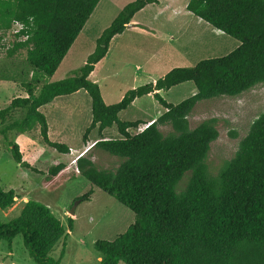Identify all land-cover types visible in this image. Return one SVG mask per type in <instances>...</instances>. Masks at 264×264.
<instances>
[{
  "label": "trees",
  "instance_id": "1",
  "mask_svg": "<svg viewBox=\"0 0 264 264\" xmlns=\"http://www.w3.org/2000/svg\"><path fill=\"white\" fill-rule=\"evenodd\" d=\"M12 2V20L20 24L17 37L26 40L9 50L14 55L27 50L33 70L53 76L69 53L101 0H2ZM160 0H135L126 5L97 39L94 52L73 76L56 83L27 84V97H18L0 110V121H9L24 111L21 122L8 125L1 134L10 144L13 159L23 168L38 170L23 160L20 146L8 132L20 134L39 124L44 142L60 154L70 153L64 144L52 142L49 125L40 109L56 98L84 90L92 102V123L84 136L98 128L116 127L120 138L102 137L93 147L122 158L116 171L100 170L88 156H81L77 169L94 188L102 190L130 209L135 222L113 241H97L99 264H264V113L253 123L235 157L216 176L206 163L211 145L219 138L216 120L191 129L188 117L203 100L236 97L264 83V0H190L187 9L214 29L239 41L224 57L205 59L193 67H178L154 83L130 90L116 104L107 105L100 85L90 79L96 65L108 54L112 39L131 25L134 16ZM192 82L197 93L174 105L161 92ZM152 95L166 112L143 131L133 134L144 122L122 121L120 113L137 99ZM174 132L163 134L160 125ZM66 168L59 164L52 177ZM185 188L177 191L186 173ZM94 193L78 198L89 201ZM18 195L0 184V211L12 208ZM73 219L69 218L72 229ZM68 234L64 224L45 205L29 201L20 216L0 221V242L9 247L17 236L36 264H60L51 256L57 243Z\"/></svg>",
  "mask_w": 264,
  "mask_h": 264
},
{
  "label": "rangeland",
  "instance_id": "2",
  "mask_svg": "<svg viewBox=\"0 0 264 264\" xmlns=\"http://www.w3.org/2000/svg\"><path fill=\"white\" fill-rule=\"evenodd\" d=\"M133 1L135 0H117L109 7L102 0L57 72L50 77L29 66L26 49H19L14 55H9V50L15 43L26 40V37H17L22 28L20 24H12L9 30L5 29L6 23L12 20L11 12L14 8L11 7L12 2L0 0V110L7 108L15 98L27 97V84L36 86L38 93L42 85L73 76L94 52L97 39L122 9ZM150 18L151 12L146 11L139 15L138 20L146 23ZM166 30L174 33V36H186L187 40L183 39L180 44L189 42L193 53L188 62L176 63L166 59L167 53L161 55L162 63L159 70L154 72L160 78L178 67H193L205 59L224 57L240 45L239 41L210 25L197 28L196 34L191 29L190 39L184 32L187 30L181 32V27L170 26ZM120 41L122 45L111 49L110 63L98 77L107 105L119 103L130 90L151 83L149 80L137 82L135 75L140 67L153 68V63L148 59L154 53L156 43L130 32L125 33ZM193 90H197L195 85L188 82L161 92V96L167 102L177 105L192 97ZM52 104L44 106L41 111L47 118L50 140L72 147L78 152L63 155L47 145L41 136L39 124L23 134L10 131L9 140L20 146L23 160L38 171L23 168L13 159L10 144L1 131L14 122L23 121L25 112L16 111L9 121H0V184L3 190H15L18 195L12 208L0 211V221L10 222L20 216L27 202H39L48 207L64 224L68 234L57 243L51 256L60 261V264H99L102 257L96 251L95 243L115 240L134 224L135 215L113 197L94 188L80 175L75 160L91 145L92 150L88 156L94 159L98 169L116 171L123 159L93 146L102 137L118 139L120 135L116 127L108 130L105 136H101L96 128L89 135V144L84 142L86 131L92 123V102L85 91H81V95L59 97ZM74 104L77 106L71 107ZM164 113V107L152 95H148L134 101L119 117L124 122L142 120L144 124L131 131L136 134ZM263 113L264 83L236 97L213 98L196 105L188 117L190 128L194 129L204 121L215 119L219 131V138L212 143L206 161L210 175L216 176L235 157L242 140ZM159 129L165 135L174 132L170 124L160 125ZM59 164H65L66 168L58 176L52 177L50 170ZM190 174H185L177 187L178 192L185 188ZM91 189H94V193L89 201L78 200ZM76 203L75 216H72L70 210ZM69 218L73 219L72 229L69 228ZM0 264L36 263L25 248L22 236H17L11 248L7 241L0 242Z\"/></svg>",
  "mask_w": 264,
  "mask_h": 264
},
{
  "label": "crops",
  "instance_id": "3",
  "mask_svg": "<svg viewBox=\"0 0 264 264\" xmlns=\"http://www.w3.org/2000/svg\"><path fill=\"white\" fill-rule=\"evenodd\" d=\"M105 1L108 3L109 7H112V5L116 3L117 0H105ZM189 2L190 0H160L159 3L157 4L147 5L144 9H142L134 16L131 25L128 26L127 29L122 34L117 35L112 39L107 56L100 63L96 65L94 72L90 75V79L93 82L99 84V79H98L99 75L104 72V70L108 67V64L110 63L109 57H110L111 49L115 47L117 48V46L122 45V41H120V39L127 32L134 33L135 35H138L141 38L148 40L149 42L156 43V49L148 59L150 63H153V68L146 69L145 67L143 68L140 67L138 74L135 75V80H137V82L149 80L151 83H154L158 79H160V76L155 74L154 72L159 70L163 58L161 57V55H163L164 53H167L166 59L171 61V63L188 62L193 53L191 52L192 49L190 43L188 42L187 44H180V42H182L183 39L185 41L187 40L186 36H181V37H178L177 35L174 36V33H168L166 28L170 26H175L178 28L181 27L182 28L181 32H183V30H187L184 32L190 39L189 33L191 29H193V33L196 34L197 28L202 29L203 27H205V25H209L203 20L196 17L192 12L188 11L187 6ZM146 11L151 12V18L148 21H146V23L139 21L138 20L139 15ZM126 48L129 47L126 45ZM165 75H163L162 77H164ZM81 91L84 90H80L72 95H81ZM196 93L197 90H193L192 96H194ZM56 99L52 102L53 104L55 103ZM76 106L77 105L74 104L71 107H76ZM42 109L43 107L40 109V111H42ZM107 131L108 130L103 132V136L106 135ZM91 147L92 146L89 145L86 148L87 151L89 150L91 151L92 150ZM91 159L92 161H94L93 158Z\"/></svg>",
  "mask_w": 264,
  "mask_h": 264
},
{
  "label": "built area",
  "instance_id": "4",
  "mask_svg": "<svg viewBox=\"0 0 264 264\" xmlns=\"http://www.w3.org/2000/svg\"><path fill=\"white\" fill-rule=\"evenodd\" d=\"M77 152H78L77 150H74V149L70 148V153H69V154L72 155V154L77 153ZM87 152H88L87 149H86L84 152H82V153L80 154V156H78V157L76 158L75 163L77 162V160H78L81 156L85 155Z\"/></svg>",
  "mask_w": 264,
  "mask_h": 264
},
{
  "label": "water",
  "instance_id": "5",
  "mask_svg": "<svg viewBox=\"0 0 264 264\" xmlns=\"http://www.w3.org/2000/svg\"><path fill=\"white\" fill-rule=\"evenodd\" d=\"M78 205V203L75 204V206L70 210V214L72 216H75V212H76V206Z\"/></svg>",
  "mask_w": 264,
  "mask_h": 264
}]
</instances>
